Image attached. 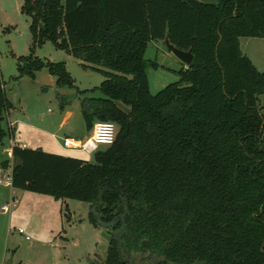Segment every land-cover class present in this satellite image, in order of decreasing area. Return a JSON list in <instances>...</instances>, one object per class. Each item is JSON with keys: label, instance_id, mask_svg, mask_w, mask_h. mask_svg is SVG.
<instances>
[{"label": "trees", "instance_id": "1", "mask_svg": "<svg viewBox=\"0 0 264 264\" xmlns=\"http://www.w3.org/2000/svg\"><path fill=\"white\" fill-rule=\"evenodd\" d=\"M21 12L31 51L51 42L106 77L91 90L102 97L81 102L86 129L118 128L94 163L13 146L12 188L90 204L108 231L102 264H264V71L239 43L264 39V0H24ZM166 34L193 58L152 95L144 54ZM17 62L30 77L43 66ZM47 67L74 87L62 64ZM9 108L0 82V147Z\"/></svg>", "mask_w": 264, "mask_h": 264}, {"label": "rangeland", "instance_id": "2", "mask_svg": "<svg viewBox=\"0 0 264 264\" xmlns=\"http://www.w3.org/2000/svg\"><path fill=\"white\" fill-rule=\"evenodd\" d=\"M23 1L0 0V82L10 103L1 123L6 136L4 147L0 148V178L2 163L8 159L4 148L12 142L24 141L31 149L41 148L44 152L94 163L95 153L66 150L62 139L89 137L81 115V102L85 98L102 97L98 90H91L106 79L92 65L57 49L51 42L31 51L30 21L21 12ZM64 2L60 0L61 5ZM239 43L242 54L263 72L264 39L240 38ZM30 56L43 63L33 72V77L18 72L17 59ZM144 59L149 64L146 76L152 95L177 82L178 72L185 66L162 41L149 43ZM150 63H155L157 68ZM48 64H62L74 87L59 85ZM258 107L264 108V95L258 97ZM6 162L7 167L13 165L12 161ZM12 200L14 206L8 213L0 211V264L9 261L11 264H102L108 247V231L88 221L90 204L0 186V209ZM19 229L24 231L23 235L18 234ZM127 260L130 264H153L159 259L146 254Z\"/></svg>", "mask_w": 264, "mask_h": 264}, {"label": "built area", "instance_id": "3", "mask_svg": "<svg viewBox=\"0 0 264 264\" xmlns=\"http://www.w3.org/2000/svg\"><path fill=\"white\" fill-rule=\"evenodd\" d=\"M116 132L117 127L113 122L96 121L92 125L89 137H87L86 139H74L65 137L62 139V146L66 150L85 152L88 154L96 153L100 147H109L113 144L116 137ZM11 171L12 166H9L2 172L3 175L0 178V186L12 187ZM13 206L14 200L3 205L0 211L2 213H8ZM18 234L23 235L24 231L22 229H19ZM25 239L28 240V237H25Z\"/></svg>", "mask_w": 264, "mask_h": 264}, {"label": "water", "instance_id": "4", "mask_svg": "<svg viewBox=\"0 0 264 264\" xmlns=\"http://www.w3.org/2000/svg\"><path fill=\"white\" fill-rule=\"evenodd\" d=\"M165 46L167 47L168 51L182 64L188 66L192 61V53L190 50L188 51H182L176 48L173 44L170 43L168 39V35L166 34L165 39L162 41ZM7 264H11V261H9Z\"/></svg>", "mask_w": 264, "mask_h": 264}, {"label": "crops", "instance_id": "5", "mask_svg": "<svg viewBox=\"0 0 264 264\" xmlns=\"http://www.w3.org/2000/svg\"><path fill=\"white\" fill-rule=\"evenodd\" d=\"M65 120V119H64ZM66 121V120H65ZM65 121H63V123L65 122ZM87 130V129H86ZM87 133H88V136L90 135V133H91V130H87ZM13 146H19V147H22V148H29V149H31L30 147H28L27 145H26V143L23 141V142H18V144H16V143H14V142H12L10 145H8V147L7 148H4V150H5V153L7 154V160L6 161H12L11 159H12V148H13ZM4 147V145L2 146V147H0V148H3ZM41 149V148H40ZM1 150H3V149H1ZM42 150V149H41ZM6 161H4V162H6ZM12 166V165H11ZM2 171H4V168L2 167Z\"/></svg>", "mask_w": 264, "mask_h": 264}]
</instances>
